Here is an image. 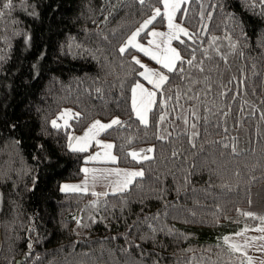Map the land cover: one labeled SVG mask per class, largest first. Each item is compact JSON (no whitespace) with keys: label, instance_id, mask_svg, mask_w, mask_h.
<instances>
[{"label":"trees","instance_id":"trees-1","mask_svg":"<svg viewBox=\"0 0 264 264\" xmlns=\"http://www.w3.org/2000/svg\"><path fill=\"white\" fill-rule=\"evenodd\" d=\"M6 2L0 264H246L224 238L262 225L242 213L264 217L260 0L182 5L178 18L192 39L174 42L184 72H168L147 125L131 105L133 86L144 81L135 62L143 54L120 49L161 0H13L4 9ZM164 25L161 13L139 38ZM64 108L74 111L70 125L53 128ZM114 117L121 125L102 138L114 143L120 166L144 176L104 196L61 191L82 179L90 153L72 151L70 136ZM147 149L151 159L130 155Z\"/></svg>","mask_w":264,"mask_h":264},{"label":"snow or ice","instance_id":"snow-or-ice-1","mask_svg":"<svg viewBox=\"0 0 264 264\" xmlns=\"http://www.w3.org/2000/svg\"><path fill=\"white\" fill-rule=\"evenodd\" d=\"M141 4L145 3V0H139ZM164 8V16L167 18V27L168 32H156L152 31L150 32V35L153 37L152 40H150L148 43L149 45H153V47H145L142 44L137 43V37L140 35L142 31L148 28V25H150L157 16H161V10L159 8L155 9V16L151 17L149 20L145 21L143 26L138 29L133 35L128 39L127 44L125 47H122L120 49V52L123 53L126 51V49L131 46L139 50L140 52L144 53L145 56H148L150 59L156 61L157 64H160L164 69H167L169 73H179L182 74L184 72V68L181 66L177 68V63L180 62L182 65L185 63L183 61L180 53L177 51L176 48L171 46V42L173 40H180V35L183 34L185 36H188L189 39H192V36L189 35L188 30L181 26L180 24L175 22L176 14L180 11L183 4H186L188 0H161ZM255 6V5H253ZM260 6L264 8V0H260ZM4 9H12L13 8V0H7L6 3L2 5ZM5 15L4 11H0V17H3ZM158 38V39H157ZM215 39V38H214ZM183 43V41H181ZM233 48H235V44L232 45ZM219 50L217 49V52ZM222 59H226V57H221ZM193 59H190L186 61L188 65L193 64ZM137 64H140L141 68L144 69L143 72L140 73L141 76L144 77V79L153 86V89H162L163 86L168 82L169 77L165 75L161 71H156L151 68H148L146 65L141 64L140 61L137 59L135 61ZM202 65V62H201ZM199 71L203 72L204 68L202 66H199ZM133 97H132V106L133 110L135 111L136 116L138 119L145 125L148 124V113L152 110V106L155 103V97H156V91H149L147 88L144 87V85L137 83L135 88L132 89ZM225 93H221V95H224ZM66 115H71L70 113H63L59 119L64 120V117ZM78 115V114H76ZM193 115L196 114L193 112ZM161 120L164 119V117H160ZM187 119H185V123H187ZM51 125L53 128H61L67 126V121L64 120V125H60L57 123L56 120L51 121ZM114 125H121V121L119 119H114L109 124H101L100 121H96L92 124V126L89 128L88 132L85 134L84 137H75L71 139H75L76 144H69V147L72 151H80L84 152L87 151L89 147V143L91 140L95 139L96 135L99 134L100 131L112 128ZM193 128L196 127L195 124L192 125ZM198 135V133H193V136ZM163 137H161L162 139ZM97 144L100 142L97 140ZM194 146V145H193ZM105 149H112L114 145L112 144H104L102 145ZM227 147V145H225ZM235 150V149H233ZM146 152H152L153 149H147ZM133 159H137L139 157V154L136 152L130 153ZM105 156L109 157L113 162L116 160V157L111 156L110 152H106ZM99 157V153L96 154V156L90 157V159L95 160ZM143 160L151 159L148 155H144L142 157ZM85 173L89 172V169L85 168L83 169ZM117 176L122 175V180L119 181L116 185V188L114 189V192H126L130 190V186L133 185L134 181L137 177H143L144 172L141 171H124L121 173L120 170H116L115 173ZM79 186H70V185H64L63 191H79ZM99 195V194H98ZM106 195V194H105ZM242 215L251 217L253 219H259L262 224H264V217H256L251 212L242 213ZM246 228L244 231H247ZM259 232H264V227L255 229ZM237 235H243V232L237 233ZM229 238H225V242H228ZM252 239H260L264 240V236L262 237H254ZM231 247L233 249L239 250L238 246L236 244H232ZM259 250L264 251V246H262Z\"/></svg>","mask_w":264,"mask_h":264},{"label":"crops","instance_id":"crops-1","mask_svg":"<svg viewBox=\"0 0 264 264\" xmlns=\"http://www.w3.org/2000/svg\"><path fill=\"white\" fill-rule=\"evenodd\" d=\"M137 83L144 85V87L147 88L149 91H156V97H155V103H156L158 90L153 89V86L149 84L145 79L144 81L137 82ZM136 84L133 86L132 89L135 88ZM132 97H133V92H131V105H132ZM155 103L153 104L152 109ZM150 112L148 113V123H149ZM114 119H118V118H113L109 121H103L101 119H94L85 127L83 131H81L79 134L71 135L70 137L71 138L84 137L85 134L88 132L89 128L96 121H100L101 124H109ZM107 130L108 129L100 131L99 134L96 135L95 139L91 140L89 143V147L87 151H89L90 153L85 157V163L83 165V169L87 168L89 169V172L85 173L83 171V177L80 180L66 181V182L61 183L60 185L61 191H63L64 185H70V186H79L80 190L79 191H63V192H80V193H85V194H93L95 196H104L105 194L107 195L111 193H118V192H114V189L116 188L117 183L122 180V175L117 176L115 174L116 170H120L121 173H123L124 171H141L142 170L140 167L120 166L118 164V157L114 152V147L110 150L102 147V145L104 144L114 145L112 141L102 138V134ZM97 140L100 142L99 144L96 143ZM70 143L75 145L76 144L75 139H71ZM106 152H110L111 156L116 157V160L113 162L109 157L105 156ZM97 153H99V157L97 159L95 160L90 159V157L96 156ZM140 156H141V153L139 154L138 158H140ZM261 227H264V226L262 225V226H259L253 229H248L247 231H243V235H237V233H235V234H229L226 236L229 239L231 237H235V240L240 242V246L238 247L239 250L237 251L242 252V253L247 251L248 257H250L251 259V264H264V251L259 250L262 246H264V240L252 239L254 237L258 238V237L264 236V232H259L255 230Z\"/></svg>","mask_w":264,"mask_h":264},{"label":"rangeland","instance_id":"rangeland-1","mask_svg":"<svg viewBox=\"0 0 264 264\" xmlns=\"http://www.w3.org/2000/svg\"><path fill=\"white\" fill-rule=\"evenodd\" d=\"M189 1V0H188ZM159 9L161 10V13L163 14V16H164V8H163V5H162V7H159ZM153 16H155V9L153 10V12H152V14L145 20V21H147V20H149L151 17H153ZM165 17V25L163 26V27H161V28H157V27H152V28H150L149 29V37H148V39L146 40V41H143V40H141L140 38H139V36L137 37V43H139V44H142V45H144L145 47H153L154 48V46L153 45H149V41L150 40H152L153 39V37L150 35V32H152V31H156V32H168V27H167V18H166V16H164ZM145 21H143L139 26H138V28L133 32V33H135L138 29H140L142 26H143V24H144V22ZM175 22L176 23H178V24H180L181 26H183L184 28H186L184 25H183V23H182V21H181V19H179L178 18V12H177V14H176V18H175ZM143 32V31H142ZM141 32V33H142ZM133 33L129 36V38L133 35ZM140 33V34H141ZM181 35H183V34H181ZM181 35H180V38H181ZM128 38V39H129ZM128 39H127V41H128ZM158 39V38H157ZM175 40H173L172 42H171V46L172 47H174V48H176L177 49V47L175 46V42H174ZM136 49V48H135ZM137 50V49H136ZM139 51V50H138ZM177 51H178V49H177ZM140 52V51H139ZM179 52V51H178ZM142 53V52H141ZM142 54H144V53H142ZM137 59L142 63V64H144V65H146L148 68H151V69H153V70H156V71H161V72H163L165 75H167L168 76V71H167V69H164L160 64H157L156 63V61H154V60H152V59H150L148 56H145V55H138L137 56ZM143 71H144V69H143ZM70 113L71 115H66L65 117H64V120H66L67 121V126H69L70 125V121H71V119H72V117L74 116V111L71 109V108H64L57 116H55L53 119H52V121L53 120H56L57 121V123L58 124H60V125H64V120H61V119H59V117L63 114V113ZM114 118H117V117H114ZM113 119V118H112ZM119 119V118H118ZM109 120H111V119H109ZM108 120V121H109ZM120 120V119H119ZM104 121V120H103ZM67 126H65V127H67ZM106 132V131H105ZM134 152H136V153H138V154H140L141 153V156H140V158H138V159H140V160H142V157L144 156V155H148L149 157H151V153L149 152V153H142L143 151L142 150H139V151H134ZM0 200H1V195H0ZM258 206V205H257ZM259 207V206H258ZM263 226H264V224H262ZM262 225H258V226H256V227H259V226H262ZM256 227H253V228H256ZM253 228H247V229H253ZM244 231V230H243ZM243 231H241V232H243ZM240 233V232H239ZM226 238V237H225ZM225 238H224V241H225ZM228 241L229 242H225L227 245H229V248L230 249H232L233 251H235V252H238V253H240V254H242L244 257H245V259H244V261H245V263L246 264H251V259H250V257H248V252L247 251H245V252H239V251H237L236 249H233L232 247H231V245L232 244H236L238 247L240 246V242H238V241H236L235 240V237H231L230 239H228Z\"/></svg>","mask_w":264,"mask_h":264},{"label":"water","instance_id":"water-1","mask_svg":"<svg viewBox=\"0 0 264 264\" xmlns=\"http://www.w3.org/2000/svg\"><path fill=\"white\" fill-rule=\"evenodd\" d=\"M0 242H1V234H0Z\"/></svg>","mask_w":264,"mask_h":264}]
</instances>
